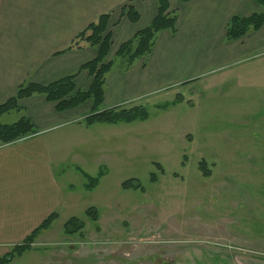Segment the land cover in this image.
<instances>
[{
  "label": "crops",
  "instance_id": "obj_1",
  "mask_svg": "<svg viewBox=\"0 0 264 264\" xmlns=\"http://www.w3.org/2000/svg\"><path fill=\"white\" fill-rule=\"evenodd\" d=\"M169 3L178 12L176 34L160 33L153 52L129 70L121 63L115 65L107 77L103 109L131 107L161 91L188 87L192 109L205 94L213 108L224 99H234L235 120L246 128L252 119L245 121L246 110L239 107L255 106L247 101L252 97L264 100V26L233 42L226 39L227 26L236 15L264 14V6L256 0ZM126 5L140 14L139 22L122 16ZM157 11V0H0V105L24 84H51L93 60L97 52L91 47L58 53L102 14H111L112 60L122 44L152 23ZM91 83L87 71L76 79L80 90ZM20 106L19 119L30 118L38 133L11 145L0 144V257L51 214L73 209L80 201L73 179L98 178L102 173L100 181L106 178L103 161L112 160L119 150L109 145L118 137V125L83 122L91 102L60 113L56 104L37 95L23 99ZM257 122L264 123V114ZM243 141L242 147L250 146ZM253 144L264 149V133ZM254 154L264 155V150ZM247 261L244 264H264V260Z\"/></svg>",
  "mask_w": 264,
  "mask_h": 264
},
{
  "label": "rangeland",
  "instance_id": "obj_2",
  "mask_svg": "<svg viewBox=\"0 0 264 264\" xmlns=\"http://www.w3.org/2000/svg\"><path fill=\"white\" fill-rule=\"evenodd\" d=\"M192 99L188 87H176L122 106H142L148 119L117 124L118 137L109 145L119 150L112 160L103 161L102 171L108 176L94 191L87 190L86 179H73L80 201L60 212L46 237L11 264L263 261L264 155L254 153L264 149L253 143L264 133V123L257 122L264 114V100L252 97L247 101L255 106L239 107L246 110L245 121L252 119L243 128L235 120L234 99L213 108L205 94L195 109ZM18 120L15 112L0 118V123ZM243 138L249 147H242ZM203 160L207 164L201 166ZM152 173H158L156 182L151 181ZM131 179L145 190H124L122 184ZM92 207L99 210L98 222L86 216ZM72 217L85 222L83 236L64 234V224Z\"/></svg>",
  "mask_w": 264,
  "mask_h": 264
},
{
  "label": "trees",
  "instance_id": "obj_3",
  "mask_svg": "<svg viewBox=\"0 0 264 264\" xmlns=\"http://www.w3.org/2000/svg\"><path fill=\"white\" fill-rule=\"evenodd\" d=\"M157 1L158 11L152 23L138 31L132 39L122 44L112 60H109L113 46V33L109 30L111 14L105 13L99 16L96 21L80 32L65 50L58 53L62 54L91 47L96 50V57L81 66L76 73L51 84L30 83L20 86L15 96L0 105V118L13 112L22 111L20 101L39 95L43 96L48 102L56 104V109L60 113L91 102V113L83 121L86 126L94 124H131L135 121H146L149 115L142 106L132 108L118 106L107 110L102 107L105 101L107 77L117 63H121L122 68L127 71L137 60L147 58L153 52L160 33L170 31L173 35L176 34L178 12L170 9L169 0ZM192 1L194 0H181L182 3ZM256 2L264 6V0H256ZM123 15L131 23H137L140 20V14L130 5L123 7ZM263 26L264 14L262 13H253L249 17L236 15L227 26L226 39L228 42L241 40L249 33L259 31ZM83 71H87L90 78H92V83L87 90L78 89L76 84L78 75ZM37 133L31 119L23 116L12 124L0 123V144L2 146L11 145L31 138ZM206 164L204 160L201 162V166ZM156 166L159 169V173H165L161 164L156 163ZM102 175L103 173L100 177ZM205 175L209 174L205 173ZM100 177L87 178V190H93L99 184ZM157 180L158 173H152L151 181L156 182ZM122 188L124 190H145L142 183L136 179L124 182ZM86 216L93 222L100 220L99 210L95 207L89 208L86 211ZM58 219L59 214L57 212L51 214L21 244L14 246L7 254L0 257V264H11L16 259L32 251L40 236L50 230ZM84 229L85 222L78 217H72L63 227L66 236H83Z\"/></svg>",
  "mask_w": 264,
  "mask_h": 264
}]
</instances>
